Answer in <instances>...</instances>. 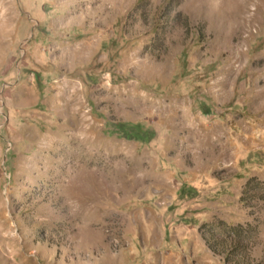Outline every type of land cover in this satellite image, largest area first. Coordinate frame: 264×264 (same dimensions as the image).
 I'll use <instances>...</instances> for the list:
<instances>
[{
	"label": "rangeland",
	"instance_id": "rangeland-1",
	"mask_svg": "<svg viewBox=\"0 0 264 264\" xmlns=\"http://www.w3.org/2000/svg\"><path fill=\"white\" fill-rule=\"evenodd\" d=\"M201 234L264 264V0H0V264H225Z\"/></svg>",
	"mask_w": 264,
	"mask_h": 264
},
{
	"label": "trees",
	"instance_id": "trees-1",
	"mask_svg": "<svg viewBox=\"0 0 264 264\" xmlns=\"http://www.w3.org/2000/svg\"><path fill=\"white\" fill-rule=\"evenodd\" d=\"M200 237L203 240L204 245L207 247V249L212 254L221 257L225 264H228V263L235 264V263L231 262L232 260L229 262L228 259L230 256H233L235 254V252L240 248L239 245H235L231 242L226 243V242L221 241V240H219V241L211 240L209 238H205L202 234Z\"/></svg>",
	"mask_w": 264,
	"mask_h": 264
}]
</instances>
